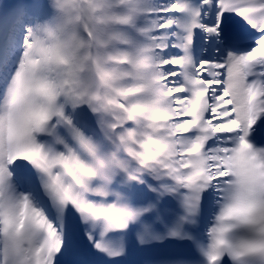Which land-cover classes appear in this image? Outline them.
<instances>
[{
  "label": "snow or ice",
  "instance_id": "obj_1",
  "mask_svg": "<svg viewBox=\"0 0 264 264\" xmlns=\"http://www.w3.org/2000/svg\"><path fill=\"white\" fill-rule=\"evenodd\" d=\"M0 264H264V0H0Z\"/></svg>",
  "mask_w": 264,
  "mask_h": 264
}]
</instances>
